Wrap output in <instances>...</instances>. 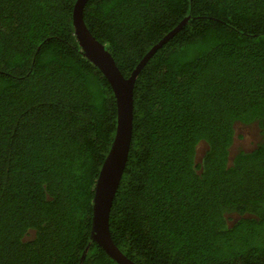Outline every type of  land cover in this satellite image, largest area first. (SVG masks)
<instances>
[{"label": "trees", "instance_id": "obj_1", "mask_svg": "<svg viewBox=\"0 0 264 264\" xmlns=\"http://www.w3.org/2000/svg\"><path fill=\"white\" fill-rule=\"evenodd\" d=\"M76 1L0 0V264H79L89 240L118 113ZM185 19L135 81L112 237L137 264H264V0L84 7L125 77ZM83 264L119 263L93 241Z\"/></svg>", "mask_w": 264, "mask_h": 264}, {"label": "water", "instance_id": "obj_2", "mask_svg": "<svg viewBox=\"0 0 264 264\" xmlns=\"http://www.w3.org/2000/svg\"><path fill=\"white\" fill-rule=\"evenodd\" d=\"M86 2L87 0H77L75 3L73 11L75 33L84 55L104 74L111 84L118 114L116 134L95 183L92 225L89 240L79 264L84 263L93 241H96L117 263L137 264L115 243L110 230V213L129 157L133 135L135 81L150 57L185 24L187 19L155 44L138 63L131 75L125 77L105 44L100 42L89 30L84 20Z\"/></svg>", "mask_w": 264, "mask_h": 264}, {"label": "rangeland", "instance_id": "obj_3", "mask_svg": "<svg viewBox=\"0 0 264 264\" xmlns=\"http://www.w3.org/2000/svg\"><path fill=\"white\" fill-rule=\"evenodd\" d=\"M238 133L244 134L245 139L239 140L237 139V145L241 147H250L252 141L257 140L259 137H256L257 130L256 128H250V126H239L238 127ZM204 149V146H201L199 151H202ZM237 147H233V151H236ZM202 152H199L198 158L200 159Z\"/></svg>", "mask_w": 264, "mask_h": 264}]
</instances>
